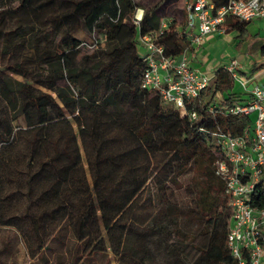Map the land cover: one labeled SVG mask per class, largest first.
I'll list each match as a JSON object with an SVG mask.
<instances>
[{"label": "trees", "instance_id": "1", "mask_svg": "<svg viewBox=\"0 0 264 264\" xmlns=\"http://www.w3.org/2000/svg\"><path fill=\"white\" fill-rule=\"evenodd\" d=\"M211 1L219 7L227 0ZM45 2L48 12L40 6ZM137 8L133 0H0V27L9 22L0 33L1 226L17 227L43 261L56 242L69 264H96L98 257L100 264H147L151 243L166 264H238L227 247L231 212L212 135L248 130L252 117L236 109L250 95L237 90L225 68L184 100L183 113L142 89L139 36L158 32L161 17L147 8L130 22ZM165 20L156 42L177 57L187 46L185 17ZM249 23L228 19L223 26L240 45ZM80 47L92 52L68 66L67 55ZM21 146L28 228L14 216L4 219L18 192L3 187L13 182L7 172ZM34 204L42 209L37 216L29 212ZM250 204L264 208V189ZM137 222L142 248L128 239Z\"/></svg>", "mask_w": 264, "mask_h": 264}, {"label": "built area", "instance_id": "2", "mask_svg": "<svg viewBox=\"0 0 264 264\" xmlns=\"http://www.w3.org/2000/svg\"><path fill=\"white\" fill-rule=\"evenodd\" d=\"M183 11L187 46L177 57L166 55L156 42L167 20L161 18L158 32L139 36L145 62L141 88L180 113L184 112L185 99L195 98L213 81V75L190 65L189 49H198L212 34L225 35L223 24L228 19L251 22L264 18V0H227L219 7L211 0H189ZM140 18L136 16L135 22ZM235 66L236 62L230 61L224 68L238 80ZM236 111L253 115L248 130L239 136L221 132L212 135L221 150L215 171L223 182L231 212L226 242L238 264H264V208L250 204L257 188L264 189V88L255 87L249 100Z\"/></svg>", "mask_w": 264, "mask_h": 264}, {"label": "rangeland", "instance_id": "3", "mask_svg": "<svg viewBox=\"0 0 264 264\" xmlns=\"http://www.w3.org/2000/svg\"><path fill=\"white\" fill-rule=\"evenodd\" d=\"M8 1V0H7ZM189 0H133V2L138 6V8L135 10V13L131 16H129L130 22L131 20H134L136 16L142 15V12L147 8H156V12L158 15L163 18H171L175 17L178 20H184V7L186 3ZM42 10L46 9V11H50L49 7L50 4L48 2H45V4L41 5ZM40 10V9H39ZM29 12V11H28ZM257 22H252V24H256ZM252 24L250 26H252ZM9 25V22L6 24H3L0 27V33L2 30L6 29ZM225 29V27L223 26ZM251 31H247L246 35L244 36V40L240 43L241 49L237 50L233 47L231 38L235 37L236 32L233 31L229 35L225 36L220 34H212L211 36H214L216 39V46L211 50L212 55L214 56L216 63H226L229 61L230 57H236L237 59H241L244 54L248 58H255V52L257 53V50L254 51V49L251 48L250 45H252L253 41L250 37ZM78 38H80L84 42H88L87 38L82 33L76 34ZM229 38V39H228ZM236 40V39H234ZM3 47L2 44V38L0 35V50ZM254 48V47H253ZM245 51V52H244ZM92 52V49L90 47H80L76 52L72 53L71 55H67L66 58V64L68 66L76 65L80 59L84 56V54H88ZM140 52H143L140 49ZM245 56V55H244ZM0 64L1 62L0 58ZM217 65V64H215ZM4 74L11 76L15 79L20 80V77L10 74L9 72H4ZM16 125V124H15ZM19 125H23L22 120L19 121ZM17 153V161L15 165L13 166L9 176L11 175V178L13 182H9L4 184V191H14L18 192L16 193L12 207H7L5 209L4 213V219L14 216V220L18 223L23 224L27 228L29 227L30 220L29 218L22 219L23 216L26 213V207L28 205V199L24 196V194L28 191V186L25 184L26 179L28 178V175L25 174L27 170L26 166V160L23 157L24 149L23 147H17L16 148ZM84 168H86L85 162H83ZM15 167V170L13 168ZM2 174V180L5 181V174ZM87 178L90 180V176L87 171ZM146 193L143 195V199L145 198ZM42 209L38 205H32L29 212L35 214V216L39 215L41 213ZM139 215V213H137ZM141 215V213H140ZM139 215V217H141ZM132 229L129 233V241L135 245L137 248H142L144 244H146V241H144V238L141 235L142 225L137 222V224L131 225ZM4 240H7L6 244V250L3 251L0 254V259L5 264H69V255L66 251V249L62 248L60 245L56 244V242L50 243V250H45V261L39 260L37 257H33L30 253V250L28 248L27 243L25 242L24 238L21 236L19 230L17 227H11V228H4L1 226L0 223V248L4 245ZM149 246L151 247V263L146 262L147 264H166L165 259L163 257V253L159 248L153 247L151 243H149ZM104 260L103 257L96 258V261L94 263L100 264ZM85 264H93L92 262H86ZM110 264H115V261H111Z\"/></svg>", "mask_w": 264, "mask_h": 264}, {"label": "crops", "instance_id": "4", "mask_svg": "<svg viewBox=\"0 0 264 264\" xmlns=\"http://www.w3.org/2000/svg\"><path fill=\"white\" fill-rule=\"evenodd\" d=\"M252 22H257L252 24ZM252 24V26H250ZM251 31L250 37L252 38L251 48L255 52V58H248L246 54L241 59L236 57H230L226 63H216L211 50L216 46V39L214 36H207L205 41L198 47V49H189L188 60L192 67L202 71L208 75H213L219 68H224L230 63L235 61V71L237 72L238 80H236V88L240 91L245 98H248L250 92L255 87L264 88V18H259L251 21L247 26V31ZM225 36L229 35L233 31L227 32L225 30ZM223 35V34H220ZM236 36V35H235ZM229 39V38H228ZM232 37L233 47L237 50L241 49V45H237L238 39ZM254 47V48H253ZM245 52V51H244ZM217 64V65H215ZM253 118V115H251Z\"/></svg>", "mask_w": 264, "mask_h": 264}]
</instances>
